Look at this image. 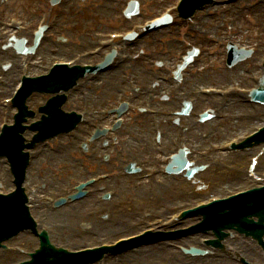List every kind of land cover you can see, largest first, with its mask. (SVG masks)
I'll use <instances>...</instances> for the list:
<instances>
[{
	"label": "rangeland",
	"instance_id": "374dc122",
	"mask_svg": "<svg viewBox=\"0 0 264 264\" xmlns=\"http://www.w3.org/2000/svg\"><path fill=\"white\" fill-rule=\"evenodd\" d=\"M97 1L96 5H92V4H83L81 5L77 0H74L72 3V7H70L69 11L67 12V14L65 15V17H67V19L69 18V23H71L72 20H74V23L76 25L77 31H87L88 32H94L97 31V33H106V32H112V31H120V30H126V27L128 24H130L131 22H143L144 20H148L153 16H156L159 12L163 11L165 8H169L171 6H173L174 4H176L175 2H178V0H139L141 5H140V9H139V16L137 18H132L129 20H123L122 22H117V24L112 23V18L116 15H118L120 9L123 6V3H125L127 0H95ZM38 3V0H12V10L13 12H21L23 13L25 16L29 17L32 14V9L35 7V5ZM83 3V2H82ZM239 5V6H238ZM219 11V14L215 17L218 18L220 15L224 14V17L226 19L230 18V22H228V25L231 24L230 26L225 25L224 27H220L219 25L218 27V31L217 33H212L209 36H212L213 39H215L216 37L220 36L219 40L217 42H219V46H221V44L223 43V38L222 37H226L225 32L230 31V27H233L234 25L236 27H241V30H246V33L244 36L240 37L239 36V40L242 41L243 43L247 44V45H252L255 43H258L261 45L262 40L264 39V0H245L243 3H236L235 5H231L229 7H221L220 9L217 8ZM70 14V17H69ZM98 15V17H96ZM103 16L104 18H100L99 16ZM226 15V16H225ZM228 16V18H227ZM221 17V16H220ZM219 17V18H220ZM213 18H210V20L208 19V23L206 24L205 22L201 21V19H197L196 21H189L186 23H178L177 25L173 26L170 30H162L164 31L163 35L160 36H151L149 37V40L145 41L146 43L144 45H142L141 47L135 49L132 53V55L136 58L133 59V63H131V66H133L134 62L137 61V59L140 57V55H142L140 53V50L142 48H144L145 52H147V49L153 51V53L157 52V53H161L162 57H158L157 60H154L155 57L153 58H147L145 63H139L138 66H136V69L134 72L131 73H137V70L139 71L141 67L146 68V70H148L149 72L156 74L154 72L156 71H160L159 73L161 74H169V72L164 69L163 67L167 64H169V62L175 63L177 60V52H182L184 50H186L187 48L190 47H197L199 46V44L201 42H203L202 40H204L205 38L208 37V35L205 34H201V32H205V31H210L212 29V23L210 21H213ZM214 18V19H215ZM218 18V19H219ZM217 19V21H218ZM27 20H29L31 23H35L36 20L35 18L30 19L27 18ZM203 22L204 23V27H199V24ZM231 21H233L231 23ZM227 22V21H226ZM101 23V24H100ZM197 31H200L199 33H196ZM234 35V34H232ZM173 38V39H172ZM201 39V40H199ZM212 39V40H213ZM50 44V48H56V47H63L66 48L68 50L72 49V52H78V51H82L84 50V48H92L94 47V43H91V46L89 44H87L86 46H83V48H79L80 44L79 43H75L72 45H68V46H63L60 42L57 41L56 37H54L53 39H51ZM217 44V43H216ZM65 50V49H62ZM182 50V51H180ZM222 50V49H221ZM163 51V53H162ZM14 54V53H13ZM223 52H220V56H217L215 61L212 62V65L209 66L210 68L203 73L202 76L199 77V79H202L205 81V83H202V81L200 82H196L197 84H206V85H210L212 84V81L210 80V78H208V74L209 70L214 67L217 66L215 69L219 70L222 72L221 73H217L218 71H213L211 73L212 77L215 76H220L222 79V82H219V85H223L224 82V73L222 70V65H221V57H222ZM2 55V50H0V56ZM15 55V54H14ZM157 54H154V56H156ZM169 55V56H168ZM259 56H253L252 61H256L258 59ZM155 61L154 64H152V68L149 66V63L151 61ZM8 63V61L6 62ZM161 64V65H159ZM160 66V67H159ZM10 68V66H9ZM9 68L6 71H2L4 74L5 72L8 74V71L10 72ZM163 68V70H162ZM246 66L243 68V70H245L244 72H242L243 76L245 77L246 73L245 72H249L246 71ZM141 71V70H140ZM139 71V72H140ZM127 71H123L121 73H119V82H117V78H115L114 80H111L109 87L111 86V83H117L118 84V90L115 89L114 93H109L111 91L107 90L106 87H102V90H106V96H102V98H100V100L98 101V105L105 107L106 105H110L112 103L116 102V99L118 97V95L120 94V90L123 89L124 87V83L121 84L120 80H121V76H124L125 73ZM191 72V71H190ZM245 73V74H244ZM141 75L144 79L146 80H150L152 78V74L147 75V72L145 73L144 70H142ZM217 74V75H216ZM185 75V79L189 78V73L184 74ZM206 76V77H205ZM193 75L191 74V81L193 80ZM198 79V78H197ZM190 81V82H191ZM243 81V80H242ZM9 82H11L10 80H7L6 83L10 84ZM15 82V81H14ZM108 82V83H109ZM241 83V81H239ZM108 85V84H106ZM250 85V84H247ZM189 86V85H188ZM108 87V88H109ZM95 93L97 95L100 94V89L99 90H95ZM0 99L4 98L5 96H7V94L5 93L2 94L0 93ZM107 98V99H106ZM161 101V99H160ZM160 106L164 107L165 104L163 101H161L159 103ZM173 108H176L175 105H170ZM201 108H203V106H200ZM200 108V109H201ZM140 119H138V117L135 114H132V118H129L128 121V125H127V129L131 130L130 133L132 132H137L138 135H140L141 137H143V139L147 138L148 136H151V131H150V126L148 125L150 123V119H147V131L145 128H143L144 124L139 125ZM219 123H217V126L215 128H213L214 130H221V129H225L223 132L225 133V135H219V136H214V139H216V142H222L225 139H227L230 136L236 135L238 133H241L245 127L244 125L239 126L238 128H234V129H228L226 128L225 122L227 121H218ZM143 129H142V128ZM251 128V127H250ZM228 130V132H227ZM166 133V131L164 132ZM125 138H123V140H126L127 138V130H125ZM129 136V135H128ZM184 136V135H183ZM213 138H211L212 140ZM147 140V139H145ZM151 141V140H150ZM215 141V140H214ZM76 149L73 148H69V153L71 154V152H75L77 153L76 155L78 156L77 158H79V161H76L73 157L72 154L69 155L70 156V162L71 164H73L75 166L76 169H73L68 166L69 162L65 161V164L63 165V169H60L59 171H56L55 173L52 172H47L45 170H41L38 173L39 175H42L43 177L49 176L52 177L50 179H48L50 182L52 181H56L57 178H59V181H63V183L61 184L60 187H62V185H66L68 178H70L71 176L78 180H82L87 176H94V175H98L101 174L103 172H115L117 173V171L119 172V168L117 167V162H114V156H115V152L111 153L108 156V161L107 164L103 163L102 160L99 158H97V160H90V161H86L85 159H82V156L79 155L78 151ZM105 154V153H104ZM102 155V159L103 156ZM61 155V154H60ZM59 155V156H60ZM57 156V157H59ZM123 161L124 163H122L121 165H124L125 163H127L128 161H130L131 156L124 154L123 155ZM58 161L60 162V157L58 159ZM157 161V160H156ZM204 161V160H203ZM228 161V160H226ZM232 162H236L237 164L239 163L240 165H242V168H245L246 166V158H241L238 161L237 160H233ZM228 163V162H226ZM85 164V165H84ZM67 165V166H65ZM82 167H85L86 170H84ZM207 170L204 172V174L198 175L197 178L202 181L203 185H206L207 182L210 183V181L213 183L212 188H209L208 191H211V189L218 188L220 187V178H218L217 176H219L220 174H227L226 172L220 170V168L218 167H211V165L207 166ZM5 167L3 165V163H0V187L1 190L3 191H7L10 188V184H9V177L6 176L5 174H3ZM88 170V171H87ZM264 170V167H263ZM74 171V172H73ZM5 172V171H4ZM34 176L37 175L36 173L33 174ZM230 175V174H227ZM225 179H229V178H225ZM118 181H121L118 180ZM214 182L216 184H214ZM223 183V182H222ZM57 186V188L52 187L50 190L52 192H56L58 188V182L57 184H55ZM114 183H111V189H113L114 191L117 190L118 192V198L120 201H116V203L113 204H108L109 206H105L106 209L103 208L102 211H100L98 209V212H94L93 207H88V205L92 204V205H96V202H98L94 197L91 198V202L83 204V205H79L78 208H80L81 210V217L80 216H75L76 218H71L69 217L70 215L68 214H73L72 212H69V208H66L64 210V212H62L61 214H63V216H56L57 214H51L48 213V219L50 222H54V224H58V225H67L70 230H55L53 236H51L53 238V240H51L52 242H55V240L57 241H61L63 243L65 242H71L73 244L76 245H81V243H95V240L98 236H104L106 235L107 239H115L118 238L120 236H122L123 234H127L128 231H131L128 229L130 222H133L135 220H137V218L140 216V211H142L144 208L147 207H151V208H156L159 207L161 204L163 203H167L168 201H171V204H175L177 203V201L175 199H181V201L186 200L187 198H192L191 200H199V199H203L200 198L201 196H199L197 198L196 195L191 196L190 192L193 193L192 187L190 185V183H186L185 181L183 183H179V185L172 181V183L170 184L171 187H173V189H171L170 191H167L165 189V192L161 193V189H158L155 187H153L152 185H148V184H138L135 181H131V185L133 189L136 190L135 187H139L140 191H151V195H147V197L145 196H141L139 195L138 198H134L135 196H133L132 198H130L132 201H129V204L127 205H121L120 203L124 200L125 196H128V193H121L119 191H122L125 189L121 188L120 186H114ZM231 185V184H230ZM169 186V187H170ZM226 187V186H225ZM186 188L187 190L184 191L185 193L183 195H181L178 198H174L172 197V193H180L182 191V189ZM232 188H234V185H232ZM144 191V192H145ZM49 192V191H48ZM135 192V191H134ZM212 192V191H211ZM217 192V191H216ZM213 192V193H216ZM50 193V192H49ZM137 193V191H136ZM210 193H207L205 195V197L209 196ZM130 197V196H129ZM145 201H139L141 199H143ZM96 201V202H95ZM180 202V201H179ZM97 206V205H96ZM47 209L49 208V206L46 207ZM102 208V207H100ZM119 210L118 212L114 213V209ZM88 209V212H94L93 216L90 217H83L82 212ZM116 210V211H117ZM43 213V212H41ZM47 214V213H46ZM65 215H67L68 217H66ZM80 215V214H78ZM107 217L106 221L103 219L104 217ZM39 216H42V214H40ZM126 223V225L124 223ZM125 225V226H124ZM83 226H85V229H81ZM76 230V231H75ZM107 231V232H106ZM62 232V233H61ZM104 234H98V233H103ZM123 232V233H121ZM94 237H93V235ZM93 237V238H92ZM31 239V238H30ZM32 240V239H31ZM32 244H30V246H24V244L21 242L20 238L17 241H12L6 244V247H8L6 250H0V264H14L20 261L25 260L26 258V254H24V252H28L30 251L29 249L32 247ZM20 245L21 246V250H17L15 251V254H10L9 251L13 248H15L16 246ZM19 248V247H18ZM34 248V247H33ZM74 249H76L77 247H73ZM165 257H167V254H165ZM169 257V255H168ZM131 258L130 260H134L135 257H125V258H121L119 259V263L125 262L123 264L129 263V261H127V259ZM154 258V257H152ZM127 261V262H126ZM154 260L151 259L149 261H145V263L143 264H153ZM165 259H158L156 263H161L164 262ZM140 262H142V260H140ZM139 262V264H141ZM118 263V264H119Z\"/></svg>",
	"mask_w": 264,
	"mask_h": 264
},
{
	"label": "bare ground",
	"instance_id": "6f19581e",
	"mask_svg": "<svg viewBox=\"0 0 264 264\" xmlns=\"http://www.w3.org/2000/svg\"><path fill=\"white\" fill-rule=\"evenodd\" d=\"M13 58V57H12ZM11 63H12V65L14 64L13 63V61H11ZM14 72V71H13ZM239 77H240V75H239ZM229 123H232V122H229ZM234 125V124H233ZM240 175V174H239ZM85 202V201H84ZM84 202H82V203H84ZM79 205V204H78ZM73 214H68V215H70L69 217H71V218H76L75 216H80L81 217V210L80 209H78L77 207H75V206H73ZM88 209H85L83 212H82V215L84 216V217H86L88 214ZM62 213V211H59V212H55V214H57L56 216H63V214H61ZM54 214V213H53ZM78 214H80V215H78ZM66 217H68L67 215H65ZM70 230V229H69ZM144 257H146V256H144ZM146 258H148V257H146ZM130 264H139L138 262H134V263H130ZM206 264V263H205ZM213 264H225V262L224 261H220V263H213Z\"/></svg>",
	"mask_w": 264,
	"mask_h": 264
}]
</instances>
